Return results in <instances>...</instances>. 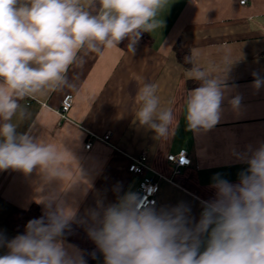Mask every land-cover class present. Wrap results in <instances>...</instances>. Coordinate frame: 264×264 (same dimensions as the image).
Segmentation results:
<instances>
[{"label": "crops", "instance_id": "0c3cea01", "mask_svg": "<svg viewBox=\"0 0 264 264\" xmlns=\"http://www.w3.org/2000/svg\"><path fill=\"white\" fill-rule=\"evenodd\" d=\"M157 19L163 26L146 33L151 43L138 42L133 53L120 46L90 53L83 67L69 72L74 89L20 101L27 116L13 118L18 131L64 151L71 171L62 185L45 183L35 170H0V233L7 240L24 233L12 223L21 213L37 207L44 216L45 205L37 202L41 196H54L75 209L69 225L90 237L89 213L98 210V203L116 204L128 192L138 196L143 177L130 173L129 166L142 155L167 178L160 183L153 207L159 211L187 206L190 226L199 221L202 202L215 199L211 185L216 174L239 182V173L247 168L239 155L264 143V86L253 87V73L264 79V0H248L245 5L241 0H167ZM178 43L190 56L197 53L196 66L224 79L220 120L208 130L187 128L185 100L193 89L189 83L195 81L189 78L193 64L186 69L177 58ZM145 83L157 86L161 107H171L178 121L167 141L156 139L135 120L136 95ZM66 95H73L74 104L62 118L58 111ZM236 96L240 104L233 108L229 101ZM181 151L191 164L175 174L167 157ZM64 241L83 254L80 247ZM7 252V247H0V255ZM86 264H104L103 254L99 251L94 262Z\"/></svg>", "mask_w": 264, "mask_h": 264}, {"label": "clouds", "instance_id": "9594fccd", "mask_svg": "<svg viewBox=\"0 0 264 264\" xmlns=\"http://www.w3.org/2000/svg\"><path fill=\"white\" fill-rule=\"evenodd\" d=\"M166 2L0 0V170H35L45 183L63 185L71 171L64 151L18 131L13 118L27 116L20 101L74 89L69 72L83 67L90 53L102 54L125 40L133 53L143 33L163 26L157 17ZM196 58L194 51L185 57L193 64L189 78L199 82L185 100V121L192 131L215 126L225 99L224 79L196 66ZM253 75V87L264 86V79ZM136 101L135 120L156 139L167 141L178 121L171 107H161L157 86L143 84ZM229 103L237 108L240 97ZM238 158L247 164L239 182L216 174L211 185L215 199L202 202L194 226L187 206L158 211L133 192L107 207L98 203V210L89 213L93 223L88 234L104 264H264V143L249 146ZM37 202L45 205V214L30 220L23 234L7 240L0 233V247L8 249L0 264H86L83 254L63 239L76 210L54 196H41Z\"/></svg>", "mask_w": 264, "mask_h": 264}, {"label": "built area", "instance_id": "2783aa9c", "mask_svg": "<svg viewBox=\"0 0 264 264\" xmlns=\"http://www.w3.org/2000/svg\"><path fill=\"white\" fill-rule=\"evenodd\" d=\"M248 0H241V4H247ZM74 104L73 95H66L62 101L59 109V114L62 118H66ZM91 147V143L87 145V148ZM168 162L173 166L174 173H181L182 169L190 166L191 160L185 151H181L178 154H172L167 157ZM130 173L138 176H142L143 180L140 183V189L138 197L146 202L149 206H155L157 203V195L160 189V183L167 178L158 172H155L148 164L145 155L133 158L132 163L129 166Z\"/></svg>", "mask_w": 264, "mask_h": 264}, {"label": "trees", "instance_id": "16d2710c", "mask_svg": "<svg viewBox=\"0 0 264 264\" xmlns=\"http://www.w3.org/2000/svg\"><path fill=\"white\" fill-rule=\"evenodd\" d=\"M138 42H141L143 44H149V43H151V39H150V37H148V35L146 33H143ZM127 43H128V41L125 40L119 46L122 48H127ZM175 52H176L177 58L180 61V63L186 69L191 68V63H188L185 60V57L190 56L189 50L182 47L178 43L175 46ZM197 86H199L198 82L189 83V88H194ZM42 216L43 215L40 214L39 209L37 207H35L34 209H32L29 212L21 213V216H19V218L15 217L13 219V222H12L14 225L13 227L15 229H19L21 232H25L26 225L30 220L38 219V218H41ZM63 238L70 241L71 243L77 245L78 247H80L83 250L84 259L89 263L94 262V260L96 259L97 255L100 251L97 248V245L95 244V242L90 237H88L83 232H81L80 230H78L77 228H75L71 225H68L67 229L65 230V234H64ZM93 253H95V258H93V255H92Z\"/></svg>", "mask_w": 264, "mask_h": 264}]
</instances>
